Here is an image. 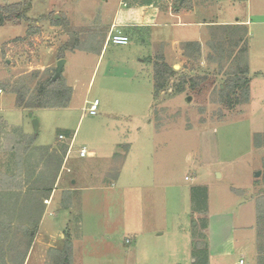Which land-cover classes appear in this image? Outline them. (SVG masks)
<instances>
[{"label": "rangeland", "instance_id": "374dc122", "mask_svg": "<svg viewBox=\"0 0 264 264\" xmlns=\"http://www.w3.org/2000/svg\"><path fill=\"white\" fill-rule=\"evenodd\" d=\"M119 1L31 0L30 23L12 19L0 27V264H23L45 214L53 219L56 202L71 205L76 214L65 232L67 239L73 236L72 264H264V228L256 212L264 194V133L255 134L264 128V0H157L163 9L196 8V16L168 18L167 27L154 34L131 33L129 45L110 43L100 58L98 30L105 25L96 28L95 39H81ZM55 15L61 28L54 25ZM71 20L80 32L70 28ZM178 21L202 25L175 26ZM247 21L254 101L229 110L220 92L227 77L207 61L212 30L205 23ZM26 29L32 35L17 41ZM160 34L169 40L167 62L178 73L155 104L151 57L158 58L154 38ZM188 40L199 41L202 53L197 58L185 51L174 61L173 42ZM99 58L104 60L94 74ZM61 59L66 65L57 77ZM110 59L122 63L108 64ZM206 75L216 77L214 86L195 92L189 82L178 92L183 76L190 81ZM51 78L74 89L71 108L16 106L13 91L20 89L32 102ZM96 99L102 105L91 116L86 102ZM83 148L95 156L81 158ZM73 180L77 191L62 194ZM192 188L204 189L206 199L200 190L193 197ZM49 253V263L57 264L58 254ZM36 254L27 264L35 263Z\"/></svg>", "mask_w": 264, "mask_h": 264}, {"label": "trees", "instance_id": "16d2710c", "mask_svg": "<svg viewBox=\"0 0 264 264\" xmlns=\"http://www.w3.org/2000/svg\"><path fill=\"white\" fill-rule=\"evenodd\" d=\"M31 8V0H24V2L17 4L0 5V27L5 26L8 22L12 21V19L30 23L31 20L27 14ZM54 25L62 26L63 23L61 19H55ZM211 30V37L208 44L210 54L207 61L212 64L219 65L221 68V74L224 73L227 77V80L224 83V89L220 88L223 98L222 102L227 109L234 110L238 106L246 104L250 101L251 75L248 61L250 32L248 27L243 24L214 25ZM31 35V31L28 29L26 37L19 38L17 41H25ZM202 50L203 47L199 42H188L182 45V53L189 51L194 55L197 54V58L202 53ZM227 66L230 71H226ZM177 73L178 72L174 69V67L169 65L164 58H159L155 62L154 96L156 99L169 88L171 80L177 76ZM216 81V77L210 75L194 77L190 79V81L186 76H183L180 79L177 90L178 92H184L188 83L191 82V89L195 92H201L207 84H210L209 86H214ZM199 85H201V88H198ZM13 92L17 94L16 106L22 110L51 108L65 109L69 107L73 95V89L71 87H67L63 79L53 80V78L40 84L38 95L32 100V102L29 101L30 99H27L26 93H22L20 89H16ZM34 141L35 139L29 141L30 146L34 144ZM69 148L70 144L65 147V154H67ZM262 180L264 185V176ZM196 190L197 192L200 190L199 193L206 199L207 193L204 189L200 188H192L193 197ZM202 201L203 199L201 202ZM195 211L197 212L196 209L192 212ZM256 212L259 228H261V232H263L264 194H261L258 197ZM195 232L197 236H201L199 231ZM52 252L58 254V259H56L57 264H71L73 249L70 242H66L63 249L53 250ZM208 255V251L204 252V259H206V262V257H208ZM260 255V260L264 261V251L262 249ZM201 256L203 255L201 254Z\"/></svg>", "mask_w": 264, "mask_h": 264}, {"label": "crops", "instance_id": "0c3cea01", "mask_svg": "<svg viewBox=\"0 0 264 264\" xmlns=\"http://www.w3.org/2000/svg\"><path fill=\"white\" fill-rule=\"evenodd\" d=\"M138 3H140V0H120L118 2V5H116L115 9L112 10L109 18H101L98 19L97 22H95V25H93V27H90L89 33L86 34L85 38H82L81 40H93L96 38V33H97V29L98 27H100L101 25H99L100 23H103L102 25H105V30H103L102 32H100L98 30V32L100 33L98 36L100 37V40L102 42V50L100 52V58L102 57L105 49L107 47H109L108 45H110V43L108 42V38H109V34L111 32V30L114 28L120 32H122L124 35L128 36L130 38L131 33L134 34H138L139 36H142V32H151V33H155L157 29L159 28H164L167 27V19L168 18H182V17H192L193 15L196 16V12L197 9L196 8H192L190 10H179V9H172V8H168V9H163L161 8V5L157 3V0H155L154 2H151L149 4H145V5H139ZM78 12H80V10H78ZM61 17V16H60ZM55 18L57 20H59V15H55ZM73 20H71V29L73 27ZM21 24V23H19ZM17 24V25H19ZM202 25V23H194V22H177L176 24H174L175 26H191V25ZM235 24H243L246 25L248 27V21L247 22H219V24H213L212 23H205L206 26H208L210 28V30L212 29V27L214 25H235ZM170 26H173V24H170ZM61 28V26L59 27ZM78 29H81V27H78L77 25L73 27L74 31H79ZM27 30V29H26ZM25 30V32H26ZM82 35V33H80ZM80 35V36H81ZM23 37V36H22ZM131 39V38H130ZM11 40V39H10ZM8 40V41H10ZM155 40V54H156V60L155 59V55L153 57H151V62L155 63L157 61V59L159 58H164L166 59L165 61L167 62L168 58V52H166L167 49V45L169 43V40L166 39L165 34H160L155 36L154 38ZM7 41V42H8ZM188 42H199V41H185V42H178V41H174L173 44L175 45L174 50L175 52H173V56L172 59H174V61L178 60V59H182V45L184 43H188ZM200 43V42H199ZM202 45V44H201ZM119 47H123V46H119ZM203 47V46H202ZM76 51V50H75ZM97 59V66L95 68L94 74L97 70V68L99 67L100 64L103 63L104 59ZM60 61V60H59ZM111 63H115V64H121L122 62L119 61V59H110V61L108 62V64ZM125 63H128L125 61ZM169 64V62H167ZM66 65V64H65ZM114 66H112L113 69ZM65 68V66H64ZM106 69V68H105ZM109 69V68H108ZM106 69L104 70L105 75H107L110 71ZM64 71V69H63ZM112 71V70H111ZM93 74V76H94ZM253 82V80H252ZM252 86V85H250ZM73 89V88H72ZM154 90H155V84H154ZM1 91V90H0ZM155 93V92H154ZM74 99V89H73V95H72V99H71V103L69 105V107L65 108V109H69L71 108L72 105V101ZM254 97L251 93V98H250V103H252L254 100ZM97 100V99H96ZM154 100H155V104L157 102V99L154 96ZM101 103L99 105V107H101ZM262 109L264 110V104L262 105ZM264 125V122H263ZM257 133H264V128L259 132L256 131L255 134ZM74 139V136L72 138V141ZM73 143V142H72ZM72 143L70 145V147H72ZM70 149V148H69ZM70 151V150H69ZM117 152V151H116ZM117 153H114V155ZM89 156L94 157L95 156V152H91V154ZM116 156V155H115ZM112 157H108V159H111ZM68 159V156H67ZM66 159V161H67ZM112 168L111 166H109V169ZM64 167L62 169V171L60 172L61 174H57L60 175L58 182H57V186L59 184V180L61 178V175L63 173ZM108 172V171H107ZM119 174V171H118ZM118 174L116 176H114L110 181L111 184L114 185V183H116L118 180ZM76 184L77 181L73 180L71 182V186L72 188H65L60 190V192L66 191H77L76 189ZM56 192V191H55ZM190 200H191V189H190ZM51 204L48 206L49 209H51ZM53 206H55V208L52 210V212H50L51 216L53 217L52 220H47L46 219V214L42 220V224L39 228V232L37 234V237L35 238V242L33 244L34 245H39L40 248L36 249V246L34 247V249H32V247L30 248L29 252L26 254L25 256V260L23 262V264H27V261L29 258H32L34 252L36 251V261L34 264H50L48 261L49 258V252L53 251V250H61L63 249L62 247L66 244V242H68V240H73V236L69 239H67V236L65 234L67 228L72 229V225L74 223V218L76 216L75 213H73L72 211V206L67 204L66 206L62 207L61 206V202H56ZM191 208L193 210V204L191 201ZM48 209V211H49ZM192 214V213H191ZM82 216V215H81ZM81 226V224H80ZM183 231V230H181ZM163 234H160V236H163ZM75 236V233H74ZM192 246V243H191ZM212 252V251H210ZM73 255V253H72ZM73 257V256H72ZM72 257H71V261H72ZM212 260V257H211ZM56 261V259H54V262ZM212 262V261H211ZM72 264V263H71ZM211 264V263H210Z\"/></svg>", "mask_w": 264, "mask_h": 264}, {"label": "built area", "instance_id": "2783aa9c", "mask_svg": "<svg viewBox=\"0 0 264 264\" xmlns=\"http://www.w3.org/2000/svg\"><path fill=\"white\" fill-rule=\"evenodd\" d=\"M115 28V27H114ZM112 29L110 34H109V38H108V42L112 43L115 46H127L130 44V38L126 35H124L122 32L120 31H115L116 29ZM0 93H2V91H0ZM87 107L84 109V111L86 113H88L91 116H97L98 115V110H99V105L100 102L99 100H94L92 102H86ZM60 140H64L65 137L63 135L59 136ZM81 158H85L88 157L89 152L83 148L80 150L79 153ZM187 180H189V178L187 177ZM239 264H246L244 259H241Z\"/></svg>", "mask_w": 264, "mask_h": 264}, {"label": "water", "instance_id": "95a60500", "mask_svg": "<svg viewBox=\"0 0 264 264\" xmlns=\"http://www.w3.org/2000/svg\"><path fill=\"white\" fill-rule=\"evenodd\" d=\"M185 0H182L181 1V4L184 3ZM66 64V61L64 59H61L59 62H58V68H57V77L61 76L62 75V72H63V69H64V66ZM189 100L191 101V98H189ZM30 117L33 118V113L30 114ZM33 124H34V128H35V131H37V129L39 128V123L37 120L34 119L33 121ZM261 173H257L256 177H260Z\"/></svg>", "mask_w": 264, "mask_h": 264}]
</instances>
